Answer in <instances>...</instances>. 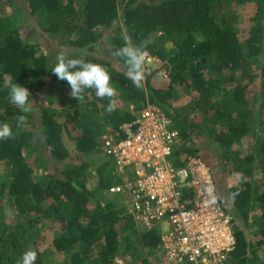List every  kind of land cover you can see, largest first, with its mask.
Here are the masks:
<instances>
[{"label": "trees", "instance_id": "1", "mask_svg": "<svg viewBox=\"0 0 264 264\" xmlns=\"http://www.w3.org/2000/svg\"><path fill=\"white\" fill-rule=\"evenodd\" d=\"M6 2L19 10L0 23V123H9L14 132V138L0 140V164L8 168L0 177V264H18L29 248L38 252L35 264H151L148 253H158L159 234L141 230L124 215L122 199L107 192L116 178L114 162L97 166L100 180L93 186L90 161L79 157L70 166L65 164L71 152L64 141L73 139L83 154L102 151L108 129L120 132L149 104L172 119L180 142L205 134L221 151L218 161L224 172L240 175L229 190L215 177L220 201L234 214L230 259L235 264H264V65L255 108L258 125L255 104L238 83L241 77L252 81V65L261 55L264 60V0H0ZM247 6H255L256 13L249 37L242 40L238 23ZM25 14L37 19L51 53L42 54L40 43L21 37L14 21ZM104 29L111 30L108 45L114 53L125 45V37L134 45L151 38L148 56L168 64V87H154L152 76L136 87L125 75L124 60L113 55L115 64H108L107 71L117 91L116 110L109 113L108 99L97 97L95 89L87 90L83 101L72 98L68 83L51 72L57 56L64 53L55 46L76 49L68 51V58L101 64L96 56H82L100 43ZM167 44L172 46L170 56ZM15 83L31 91L34 106L20 130L14 117L22 113L7 99ZM53 86H61L58 92L65 94L59 109H36L38 97L47 94L50 99ZM178 87L191 88L193 102L174 107L180 100ZM82 102L86 112L80 110ZM50 104L54 105L52 100ZM206 117L208 125L200 126ZM249 136L253 143L244 155L232 150ZM176 154L179 163L188 154L198 155L186 146ZM8 198L13 217L6 212ZM46 222L57 223L60 229L50 249L41 250L37 241ZM57 253L64 255L61 261L54 260Z\"/></svg>", "mask_w": 264, "mask_h": 264}, {"label": "built area", "instance_id": "2", "mask_svg": "<svg viewBox=\"0 0 264 264\" xmlns=\"http://www.w3.org/2000/svg\"><path fill=\"white\" fill-rule=\"evenodd\" d=\"M135 116L103 136L117 179L108 192L122 199L124 215L158 232V264H235L234 214L220 201L209 165L189 154L179 163L180 133L159 106L149 104Z\"/></svg>", "mask_w": 264, "mask_h": 264}, {"label": "rangeland", "instance_id": "3", "mask_svg": "<svg viewBox=\"0 0 264 264\" xmlns=\"http://www.w3.org/2000/svg\"><path fill=\"white\" fill-rule=\"evenodd\" d=\"M245 9L247 10H244L245 12L243 13L242 19L238 23L239 29L241 31L240 37L242 40H245L246 38L249 37V31L251 27L254 25L253 18L256 13L255 6H247ZM15 10L16 11L19 10L18 5L10 6V4H8L7 2L5 4H0V23L1 21L3 22V18L6 16L14 17L13 14ZM7 22H9V20H7ZM16 22L17 20L14 21V24L15 26L20 28L21 37L25 41L31 44L40 43L42 46L40 48V52L42 54L43 53L46 54L48 51L52 52V49H49V47H47L49 46L48 43L45 41V39L42 38L43 33H41L40 26L38 25V21L36 18L31 17L30 14H27V15L25 14L23 17L20 18V20H18L17 23ZM14 24L12 23V25ZM102 32L104 33V36L100 39V43L96 44L94 47L87 50L86 55H83L82 58L86 59L87 58L86 56H93V57L96 56L100 58L101 65L104 66L106 70H108L109 68L108 64H115V63H112V59H113L112 57L114 55V52L108 45V41L111 36V30L108 31L107 29L106 30L104 29ZM171 47L172 46L169 44L166 45V49H167L169 56L170 54L172 55L173 53L172 50L170 51ZM55 48L58 50L61 49L65 54H67L68 51L70 50V48L62 49L57 46H55ZM72 50L76 51V49H71L70 51ZM263 65H264V60H263V56L261 55L258 57V61L255 62L251 68L250 73L254 77L253 80L249 81L246 77H241V79L238 80V83L243 85V87H245L246 98H248L253 104H255L253 107H254V115H255V121H256L255 124L257 125L259 123L258 122V112H256L255 108L259 107V103H258L259 97L258 96H259V91L261 89L260 82L262 80V77L260 76V70H261V66ZM116 67H117V64H116ZM144 70H145V79L143 83H145L147 77L152 76L153 78H152L151 83L154 87L161 88V89H165L168 87L169 72H168V64L166 62L160 61L157 58H153L152 61L146 60L145 65H144ZM6 78L8 80L7 76ZM58 89H61V86H53L51 88L52 92H51L50 99L47 98V94L41 95L40 97H38L37 102L35 103L36 109H39L42 106H45L47 108L52 106L55 109H59L60 101L65 97V94L63 93L61 94L60 92H58ZM177 89L180 91L179 92L180 100L174 103V107L180 108L184 105H187L190 102H193L194 95L192 93L193 91L191 92L192 90L191 88L178 87ZM51 100L53 101L54 105L50 104ZM33 109H34V106H33ZM87 109L88 107L85 105L84 102H82L80 105V110L82 112H86ZM198 114L199 112L196 113V116H199ZM200 119H201V115L199 117V120ZM209 121L210 119L208 117L204 118L202 120V123L200 122L201 123L200 126L205 127L206 125H208ZM64 141L68 149L71 152V157L65 161V164L70 166L72 164V160L74 162L78 161L79 157H82L90 161L91 166L89 167L88 170L92 178L91 185L93 184L94 186L95 184H98L100 178H98L97 166L100 163L110 160V158L103 151L104 149L102 151H96L95 154L93 153L83 154L76 150V144L73 139L65 137ZM252 143H253V140L249 136L248 138L243 139L242 141H238L235 145H233L232 150L238 151L239 155L242 156L244 155L243 150L247 147H250ZM182 146H186L192 150H196L198 153V156L202 157V159H204V161L209 165L211 171L213 172V175H215L217 180L221 181V179H223V183H224L223 185L226 187L227 190L231 189L232 187L236 186L239 183L240 175L228 169L226 170V172H224V169H222L223 165L221 161H218V158L221 157V151L220 150L218 151V149L214 146V144L206 138L205 134L200 136V138L198 139L194 138L188 142L182 141L180 143V147ZM229 154H232V153L228 150V153L226 155L229 158H231ZM7 171H8V168L6 167V165L4 163H1L0 164V177H5ZM255 177L258 178V176H255ZM253 179L255 180V178ZM116 181L117 179H115L113 185L116 183ZM5 206H6L7 214L10 217H13L15 214V209L11 202V199L8 198L5 200ZM231 209L232 208H229V211L233 213ZM138 227L141 230H143L140 226ZM59 229H60V226L57 223L46 222V223L41 224L40 230H39L40 234H39V238L37 241L38 244L40 245L41 250L51 247V243L54 239V234ZM63 257L64 255L57 253L56 255H54V260L61 261ZM147 258L151 264L157 263V253L156 252L155 253L149 252ZM138 264H143V263L138 262Z\"/></svg>", "mask_w": 264, "mask_h": 264}, {"label": "clouds", "instance_id": "4", "mask_svg": "<svg viewBox=\"0 0 264 264\" xmlns=\"http://www.w3.org/2000/svg\"><path fill=\"white\" fill-rule=\"evenodd\" d=\"M152 43L151 38H146L134 45L129 37H125V45L115 51L114 55L124 60L126 65V77L136 87H142L145 79L144 65L148 57V47ZM57 63L51 72L61 81H66L71 88V97L79 102L85 99L89 89H95V95L100 99L107 98L109 103L107 111L112 113L116 110L117 91L111 84V76L104 66L98 63L86 61L79 58H68L61 53L57 56ZM31 93L26 87L17 83L11 84L7 99L22 114L14 117L16 129H23L28 124L27 114L33 112V104L30 101ZM14 138L12 126L7 123H0V140ZM212 191L211 188L208 189ZM235 195V194H233ZM38 252L29 248L21 256L18 264H35Z\"/></svg>", "mask_w": 264, "mask_h": 264}, {"label": "crops", "instance_id": "5", "mask_svg": "<svg viewBox=\"0 0 264 264\" xmlns=\"http://www.w3.org/2000/svg\"><path fill=\"white\" fill-rule=\"evenodd\" d=\"M111 132H114L112 129H108V132H107V134L108 133H111Z\"/></svg>", "mask_w": 264, "mask_h": 264}]
</instances>
